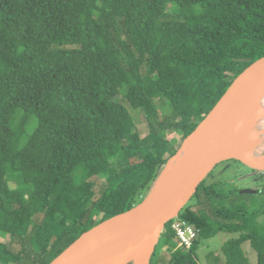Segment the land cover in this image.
Listing matches in <instances>:
<instances>
[{"label":"trees","instance_id":"obj_1","mask_svg":"<svg viewBox=\"0 0 264 264\" xmlns=\"http://www.w3.org/2000/svg\"><path fill=\"white\" fill-rule=\"evenodd\" d=\"M262 56L264 0H0V264H49L140 203L180 147L159 135L164 123L183 141ZM192 199L179 217L199 236L177 247L169 221L163 264H200V240L221 231L239 234L222 247L226 264H251L246 242L264 264V186L226 193L204 180Z\"/></svg>","mask_w":264,"mask_h":264},{"label":"water","instance_id":"obj_2","mask_svg":"<svg viewBox=\"0 0 264 264\" xmlns=\"http://www.w3.org/2000/svg\"><path fill=\"white\" fill-rule=\"evenodd\" d=\"M262 87L264 56L235 77L186 137L175 154L181 163L171 176L161 181L167 164L140 203L84 231L49 264H151L166 224L180 214L219 163L238 159L264 171L263 155L243 158L231 144Z\"/></svg>","mask_w":264,"mask_h":264},{"label":"rangeland","instance_id":"obj_3","mask_svg":"<svg viewBox=\"0 0 264 264\" xmlns=\"http://www.w3.org/2000/svg\"><path fill=\"white\" fill-rule=\"evenodd\" d=\"M152 94L154 96V100L156 104L159 106L160 112L165 113V114H170L168 109L163 106L161 99L158 95V93L154 90H152ZM124 96H122V100H124ZM3 96L0 94V108H1V103L3 102ZM125 101V100H124ZM125 102H128L126 100ZM131 105L130 103H128ZM136 122V127L138 131L141 133L142 137H146L147 135L150 136V130L151 127L148 124V121L146 120L145 116L143 114H140L137 112V109H134L132 106L129 107ZM30 113L24 118V121H26L29 117ZM1 117V113H0ZM33 120V121H32ZM31 120V127L36 125V120L33 118ZM169 121H166L164 124L166 127L163 129L161 124L160 127L162 128L159 130V135H166L176 145H182L184 140L182 141L183 137V131L177 130L174 131L170 127H168ZM166 129V130H165ZM182 141V142H181ZM181 143V144H180ZM17 140H13L11 144L10 151L12 154L15 153V149L17 147ZM261 155L264 156V147L260 150ZM94 181H96V186L95 189L97 191V196H99L103 190L104 187V182L100 180L98 177L94 178ZM207 184H212L215 183L219 186L222 187V189L226 193H240V192H245V191H257L258 189H261L264 186V171L261 170H256L245 164L244 162L240 160H235V159H229L225 160L221 163H219L211 172L210 174L206 177L205 179ZM193 198V197H192ZM190 199V201L183 207H187L193 199ZM5 226L4 228L7 229L9 232L15 231V232H25V226L22 227H14L11 229V227ZM162 236V235H161ZM239 234L237 233H230L226 231H221L217 235L209 238V239H201L199 243V248H198V255H199V261L200 264H216L214 263V256L211 258L209 255L214 252L213 255L219 256L220 261L217 264H226V260L224 257V254L222 252V247L225 244L226 241L238 237ZM5 240V239H3ZM159 248V247H158ZM243 249L245 250L246 254L248 255L250 259L251 264H256L258 261L257 258V251L252 247L250 242H246L243 244ZM156 257V262L157 264H163V263H169L171 260V253L164 250V248H159L157 251V255L153 256Z\"/></svg>","mask_w":264,"mask_h":264},{"label":"bare ground","instance_id":"obj_4","mask_svg":"<svg viewBox=\"0 0 264 264\" xmlns=\"http://www.w3.org/2000/svg\"><path fill=\"white\" fill-rule=\"evenodd\" d=\"M233 150L241 157H258L264 147V87L255 96L249 115L232 141ZM173 159V160H172ZM161 177L167 179L181 163L180 156L173 157Z\"/></svg>","mask_w":264,"mask_h":264},{"label":"built area","instance_id":"obj_5","mask_svg":"<svg viewBox=\"0 0 264 264\" xmlns=\"http://www.w3.org/2000/svg\"><path fill=\"white\" fill-rule=\"evenodd\" d=\"M170 228L175 234L177 247L191 248L199 236L200 229L185 219L176 216L171 220Z\"/></svg>","mask_w":264,"mask_h":264},{"label":"clouds","instance_id":"obj_6","mask_svg":"<svg viewBox=\"0 0 264 264\" xmlns=\"http://www.w3.org/2000/svg\"><path fill=\"white\" fill-rule=\"evenodd\" d=\"M179 216V215H178ZM171 221V220H170ZM165 230V229H164Z\"/></svg>","mask_w":264,"mask_h":264}]
</instances>
